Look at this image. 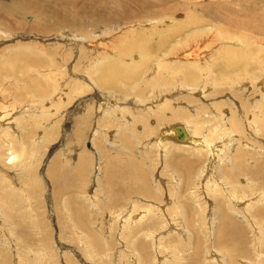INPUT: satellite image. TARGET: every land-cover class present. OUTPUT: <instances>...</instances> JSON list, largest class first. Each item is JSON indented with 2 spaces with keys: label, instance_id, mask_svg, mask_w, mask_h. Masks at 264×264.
I'll use <instances>...</instances> for the list:
<instances>
[{
  "label": "bare ground",
  "instance_id": "1",
  "mask_svg": "<svg viewBox=\"0 0 264 264\" xmlns=\"http://www.w3.org/2000/svg\"><path fill=\"white\" fill-rule=\"evenodd\" d=\"M95 1L91 8L80 7L78 9L77 3L80 2L78 0H0V26L20 30L25 28L30 17L33 19L31 21L33 24L30 27L42 34L57 32L61 25H67L69 30H72L71 33L81 32L87 39L93 36V70H100L102 76L99 87L104 89L106 94L94 91L93 98L91 97L95 117L93 125L96 126V129L93 127L95 129L93 139L89 141L93 150H84L79 153L78 158L81 162L78 163V166L82 165V167L78 171H81L82 175L88 173V169L93 163V168H95L93 169V181L95 182L93 194H99L101 191L100 188L98 189L100 186L99 177L95 174L97 169L94 167V162L96 164L97 156L98 159H101L102 156L105 162L102 168L106 169L104 175L106 185L110 187L115 179H120L115 182L116 184H126V179H129L128 183L134 182L140 188L135 185L134 187L142 191V193L133 194L123 207L113 205L110 215L106 213L107 217H112L108 220V222L110 221L108 229L114 230L112 226H115L116 230L114 231L124 240L123 245L125 246L127 243L128 248L132 249L137 242L135 238L138 229L145 228V232L142 234L145 239L149 238L151 232L155 233L152 229L139 227L143 223L146 224L145 226H160L161 229L172 227L171 220L175 221V218L170 212L165 213L170 205L160 204L162 202L161 188L158 182L155 184L151 182V178L153 180L156 175H153V167L155 168L159 163L157 161H160L165 166L173 164L177 169L176 174H172L176 187L165 186V190L170 196V203L175 207L179 201L176 199L177 192L181 190L178 170L182 171L191 165V161L186 162L187 158L199 157V168L193 175L195 181L184 187L187 189H184L183 194L182 189L179 196L184 195L191 199L202 197L205 199V203L209 202V196L219 197L220 208L217 211L222 213L221 226H223L225 234L223 232L218 241L212 240L216 221L212 216L205 218L206 226L210 228L211 238L209 246L202 250L203 255L204 252L209 254V260L207 259L205 263L234 264L232 258L235 255L228 250L224 253L221 244L227 241L228 246L233 247L231 250L235 252L240 249V245L237 247L236 245L238 242H242L243 237L246 236L245 231L255 233L253 240L256 248L253 254L256 259H261V255L264 254V249L261 248L264 239V0H247L245 5L238 4L235 0H208L206 3L193 0L177 2L175 0H128L140 8L138 11H131L126 1L119 3L117 0H106L107 5H99ZM66 4H70L72 7L71 12L65 11L64 16H60L59 13ZM195 5L199 7L201 14H196ZM75 7L77 10H73ZM179 10L185 12L184 18L174 20L172 15ZM166 24L167 26H164ZM2 27H0V32L9 29ZM89 27L91 28L89 29ZM116 30L120 31L116 32ZM166 32L168 33L166 34ZM65 34L67 35V33ZM155 34L158 38H154ZM191 38L196 40L193 47H196V50L193 49V51H196V54L199 53V57L194 54L195 52H190L189 55L193 56L192 59L178 61L179 55L175 56L177 49L182 45H189ZM207 41L215 44L210 53L212 58L206 63H200V50L204 46L202 44ZM191 44L194 45V42ZM16 56L18 59L15 60L17 61L15 64L3 63V60L0 59V63L6 64L5 67L0 65V81L4 82L1 78V75L6 73L4 71L10 73L4 77L5 80H9L12 74L22 72L23 68L28 67V71L29 66L30 68L36 66V60L30 59L32 64H25L18 68L19 55ZM27 71L24 72L28 74ZM23 75L25 74L23 73ZM37 75H40L39 71H37ZM37 75L33 71V75L25 77L28 81L24 83L26 86L20 84L18 78L12 80V83L17 86L27 87L30 90H28L29 97L30 95L32 99L33 96L36 97L33 101L28 102L27 106H23L26 108L22 110L21 116L13 117L12 125L14 123L17 126L18 124L22 127L24 125L34 131L37 126H41L44 134H49L57 119L49 121L50 117L47 120L45 113L36 112L43 110V105L47 103L46 99L50 95L47 93L52 88V84L55 88L53 92L61 91V88H58L55 81L49 82L45 73L42 74L43 76ZM177 84L178 87L183 85L187 87L188 94L193 93L192 91L196 92L205 104L197 107L192 113L193 109L191 111L178 107L171 109L169 107L171 102L167 99L163 103L155 105L152 110L147 111L141 108L142 104L150 100L149 97H158L171 89L172 86L177 87ZM144 87H148L151 93L146 92ZM205 87H207L206 92L203 93L202 90ZM23 88H19L18 93ZM2 92H5L4 88ZM22 93L21 95L24 96ZM21 95L16 97V94L15 98H20ZM58 98H60V94L57 95L56 92L54 101H57ZM101 100H105V102L102 103ZM16 101L21 102L17 99ZM190 102L195 105L199 103L192 100ZM37 103L40 104L41 109ZM15 104L17 106V103H14L11 110L17 108ZM166 108L171 109L170 115L173 121L178 123L171 122L174 124L168 126L159 123L165 114L163 109ZM12 115V112H0V157L4 158V164H9L7 166L9 170H13L11 174L17 175L18 171L14 166L15 159L26 158L31 153V149L22 148L20 152L9 149L11 144L13 147L18 146L14 137L11 136L12 134L6 129L9 127L3 124V119L6 117L10 119ZM42 117L45 123L41 121ZM96 121L99 122L100 127H97ZM49 122L52 126H48ZM80 123L81 126L77 129L78 137L83 134L82 128L85 126L86 120L81 118L78 125ZM136 126H139L140 131H136ZM178 126L185 130L187 135L185 140H179L176 137L175 128ZM109 129H112L113 135L110 136L112 137L111 143L107 144ZM25 131L27 132V129ZM4 136L7 139L4 140ZM28 137L29 141L25 140L24 145L32 140L31 136ZM143 137L145 140L142 141ZM247 139L251 142L248 143ZM6 151L9 153L6 154ZM57 156V159L60 158V155ZM258 158L262 159L259 174L253 178L243 174L242 172L250 174L255 170L253 164H257ZM58 164L55 161L49 170L54 188V190L52 188V195H55V199L64 194L65 189L68 188L72 178L70 175L77 174V171L75 174H69L68 168L63 170ZM3 180L5 178H0V189L6 186ZM46 180L48 179L46 178ZM43 189L42 183L40 181L38 183L33 175L30 176L28 183L22 185L21 189L13 185L8 186L0 193V220L2 222L10 220L9 216H4V211L16 210L18 204L12 199L14 195L26 200L27 213L31 212L33 202L39 211H42L44 209V202L41 199ZM213 201L215 202V200ZM99 202L97 196L96 200L93 197V208ZM96 212H98V207ZM204 217L205 214L202 213L200 221L203 225L205 224ZM22 223L26 224L27 222L22 221ZM10 227L12 229V226ZM171 231L169 230L166 234L170 236ZM154 235L156 236H151V240L157 242L158 234ZM247 236L249 242V233ZM183 237L186 243L180 241L181 243L187 244L192 240L191 235L186 232ZM67 238L69 237H66V240ZM97 240L99 238H93V241ZM166 240L167 237L161 239L155 248L162 247L160 245ZM99 241L103 242L102 239ZM222 241L224 242L222 243ZM142 242L145 241L142 240ZM143 243H139L137 250L145 249ZM107 251L105 249L94 252V255L107 262ZM120 251L115 249L119 255ZM125 255L129 260L128 264H139L140 257L137 259L129 253ZM173 256H175L174 251L171 253V257ZM204 257L207 256L204 255ZM175 259L171 258V262H178ZM68 262L77 264L72 259ZM238 264H244L243 260H240Z\"/></svg>",
  "mask_w": 264,
  "mask_h": 264
},
{
  "label": "rangeland",
  "instance_id": "2",
  "mask_svg": "<svg viewBox=\"0 0 264 264\" xmlns=\"http://www.w3.org/2000/svg\"><path fill=\"white\" fill-rule=\"evenodd\" d=\"M78 1H80L77 3V8L79 9L80 7L91 8L95 0L92 1L78 0ZM117 1L119 3H123V1H126L129 4V8L131 11L140 10V8L137 5H135L134 3H130L128 0H117ZM177 1L179 0H175V2ZM193 1L194 2L202 1L203 3L204 2L206 3L208 0H193ZM235 1L238 4L245 5L247 0H235ZM95 2H97L99 5H107L106 0H98ZM77 8L75 7L73 10H77ZM194 8L196 9L195 11L197 12L196 14H201L199 12L200 10L197 5H195ZM71 9L72 7H70V4H66L62 7L59 15L64 16L65 11L70 13ZM89 13H93V12H89ZM184 15L185 12L183 10H179L173 13L172 18L174 20H181L184 18ZM32 20L33 19H30L29 17V20H27L28 23H26L25 28L20 30H16L12 27L9 28V27L0 26L3 29L9 28L6 31L2 30V32H0V54H1L0 59L3 60V63L15 64V62H17L15 60L18 59L16 55H19V61L17 64L18 68H21V66L25 64H32L31 60L33 61L36 60L35 62L36 66L34 67L35 69L32 67L30 68L29 66V69L27 71L28 67L27 68L25 67L23 68L24 69L23 71L21 70L22 72H19L17 74H12L11 75L12 79L11 78H9V80L4 79L5 75L10 74L8 73V71H4L6 73H3V75H1V78L4 80V82L0 81V92H1L0 112L1 111L2 113L12 112L13 114L12 118L8 119V117H6L5 119H3L4 121L3 124L6 125V127H9L6 129L9 131L10 134H12L11 136H13L15 141L18 143L17 147H13L11 144L10 145L11 147H9V149L11 150L14 149L18 152H20L22 148L31 149V153L24 159H19V158L15 159L14 166L18 171L17 175L11 174L13 170H9V168L7 167L9 164L8 163L4 164L3 162L4 158L0 157L1 159L0 178L1 179L5 178V180L3 181L6 185L5 188L0 189V193L6 190L8 186H12V185L18 189H21L22 185L28 183L30 176L33 175L38 183L39 181L40 183H42V187L44 188L43 195L41 193V199L44 202V209L42 211H39V208L36 207L35 203L33 202V206L30 209L31 212L27 213L26 200L24 198L21 199L20 196L17 195H14L12 197L13 201H16L18 204L16 210L4 211V216L5 217L9 216L10 220L3 222L0 220V264H69L68 261L70 259L75 260L77 264H85V263L86 264H101V263L128 264L129 260L126 258L125 255L127 253H129V255H132L133 257H137V259L140 257L139 264H206L205 262H207V259L209 260V254L208 253L206 254V252H204V255L207 256L204 257V255L202 254V250L204 248H207V246H209L211 238L212 240L218 241V239L221 238V234H223L224 232L223 226H221L222 213L217 211L220 208L219 197L209 196V194L207 193V196L210 197V200L209 202L205 203V199H203L202 197L191 199L188 196L187 197L184 195L179 196L181 194L182 189H183L182 194L184 193V189H187L184 187L191 185L195 181L194 180L195 176L193 175H195L196 170L199 168V164H200L199 157L187 158L186 162L191 161L192 162L191 165L186 167L187 169H184L182 171L178 170V173L180 174L179 184L181 185V190L177 192L176 199L179 201L177 204L178 206L176 205L175 207L174 205L172 206L170 203V196L165 190V186L176 187L175 182H173L174 179L172 178L173 177L172 174H176L177 169L173 164H168L165 166L163 163L161 164L160 161H157L159 163L156 165L155 168L153 167V175L154 174L156 175H154L153 177L154 181L151 178V182L153 184H155V182H158L161 188L160 193L162 194L161 196L162 202L160 204L162 205L164 203H167L168 205H170L169 209H167L165 213L168 214L167 213L168 211L171 214H173L174 216L173 218H175V221L171 220V225H173L172 227L175 226L173 229L172 227H164L163 229H161L162 227L160 226L158 227L145 226L146 225L145 223L139 226L141 228L146 227L154 230L155 232L154 234H158L157 236L159 237V238L157 237L156 240L157 242H152L151 236H156L152 234V232L150 233L149 238L146 237L145 239L144 235H142L145 232L144 230L145 228L138 229L136 231L137 235L135 238L137 242L134 245V248L129 249L127 243L124 246L123 245L124 240H122V238L117 236V232L114 231L116 230L115 226H112L114 230L108 229L110 223V221L108 222V220L110 218L112 219V217L111 216L107 217L106 213H109L110 215V210H113L112 209L113 205L123 207V205H125L129 201V199L133 194L142 193V191L134 187L135 185L136 187L140 188V186L139 185L137 186L134 182L128 183L129 179H126L127 181L126 184L123 183L116 184L115 182L120 179L117 180L115 179V182L113 181L114 183L110 187L106 185L104 181V175L106 173V169L102 168L103 165H105L104 157L102 159V156L101 159H98L97 156V159H95L96 164L94 162V167H96L97 169L95 174L96 176L99 177L98 183L100 186L98 185L99 186L98 189L100 188L101 190L99 194H93V189H94L93 185L95 184V182L93 181V169H95L93 168V163L90 165V168L88 169V173H84L82 175V172L78 171L80 170L79 168L82 167V165L78 166V163L81 162L78 158L79 153L83 152L84 150H93V146L89 141L93 139L96 126L93 125V120L95 117L93 114V99H91V97L93 98L94 91H97L98 93H101L103 95L106 94L104 92L105 90L99 87L100 85L99 82L101 81V76H102L101 73L99 72L100 70L98 71L93 70V36L87 39L83 37V34L81 32L71 33L70 31L72 30H69V26L67 25H61L57 32L42 34L30 27V25L33 24V22H31ZM162 24L160 25L162 26ZM164 26H167V24ZM90 28L91 27H89V29ZM120 28L123 29L122 27ZM119 31L120 30H116V32ZM65 33H67V35ZM167 33L168 32H166V34ZM56 37L57 39H55ZM154 38H158L157 34H155ZM151 41L155 42L154 40ZM193 42L194 45L191 44ZM195 42L196 40H194V38H191L189 40V45L187 46L182 45L183 47L181 46V48L177 49V53L178 52L179 53L178 54L176 53L175 56L179 55L178 61L192 59L193 56L189 55L190 52H195L194 54L198 55L199 57V53L196 54V51H193V49L196 50V47L193 48L195 46ZM202 45H201L202 50H200L201 52L199 51L201 56L200 63H206L210 60V58H212V56H210V53L211 50H213L215 44L207 41V43L204 42ZM80 48H83V50H80ZM171 59L173 60V58ZM0 65L2 67H5L6 64L0 63ZM24 71L25 72L27 71L28 74L25 73ZM30 71L32 74L29 73ZM33 71L36 75H37V71H39L41 76H43L42 74L45 73L46 78L49 79L48 80L49 82L53 83V81H55L57 83L58 88H61V91L56 90L55 92H53L55 88H53L54 84H52L51 86L52 88H50L49 92L47 93L50 94L46 99L47 103L43 105V110L41 111L38 110V112H36V113L39 112L45 113L47 115L46 116L47 120H49L48 118L50 117L49 121L51 120L54 121V119H57L55 124L53 125L54 128L50 130L51 132H49V134H44V130L42 129L41 126H37L34 131V130H30L24 125H23L24 128L22 127V125L19 124L17 126L16 123L12 125L13 117L16 118L19 115L21 116L22 110L26 108L23 106L25 105L27 106L28 102H31L36 98L35 96H33L32 99L31 95L29 97V93H28L29 89H27V87L24 86L23 88L22 86H17L13 84L12 80L18 78V80H20V84L26 86V84H24L27 81L26 78H28V76L30 75H33ZM23 73L25 75L22 76ZM176 86L177 87L175 88L174 86H172L171 89H169L167 92L163 94H160L158 97H152V96L149 97V99L152 102L150 100H147L144 104L141 105V108L147 111L152 110L153 107H155V105L161 104L165 101V99H167L171 102V105H169L171 109H176L177 107L180 109L185 108V110L187 111H191L193 109L191 111L192 113L196 110L197 107H201L203 104H205L201 99L200 95H198L196 92L192 91L193 93L188 94L187 87H185L184 85L178 87V84ZM3 88L5 89L4 93L2 92ZM19 88H23V89H20L21 91L19 90L18 93ZM144 88L146 89V92L151 93L148 87H144ZM206 88L207 87H205L204 90H202L203 93L206 92ZM22 92H26V93H22ZM56 92L57 95L60 94V98H58L57 101H54ZM21 93L24 94V96L21 95ZM20 95L22 97L15 98V96L19 97ZM26 97L30 101H28ZM16 99L21 102L18 103ZM190 100L197 101L199 103L195 105L192 104ZM101 101L102 103L105 102V100H101ZM14 103H17V106L15 104L17 108L11 110L13 108ZM170 108L163 109V113L165 114L163 116V119H160L159 123H164V126L178 123L176 121H173V118L170 115V111H171ZM81 118L82 120H86V124L82 128L83 134L80 137H78L77 129L78 127L81 126V123L78 125V121H81ZM41 121L45 123L43 117L41 118ZM95 123L97 124V127H100L99 122L96 121ZM48 126H52L50 122L48 123ZM26 129L27 132L25 131ZM109 130L106 139L107 144L111 143L112 137L110 136L113 135L112 129L110 131ZM136 131L137 132L140 131L139 126H136ZM53 132L54 134H52ZM6 136L3 137L4 140L7 139ZM28 136H31L32 140L26 143V145H24L23 143L25 142V140L29 141ZM195 136L200 137L199 135H195ZM257 138L260 137L257 136ZM108 139L110 140L108 141ZM143 140H145L144 137L142 138V141ZM7 141L9 142V140ZM247 142L250 143L251 141L247 139ZM7 153L9 152L6 151V154ZM56 154L58 156L60 155L59 156L60 158L57 159ZM65 154H67L68 156ZM53 157H55L56 159L55 158L53 159ZM55 161L59 163L58 164L59 167L63 168V170H67L68 168V170L70 171L69 174L72 173L75 174V172L77 171V174H75V176L70 175L72 177V178L70 177L71 183H69V186L68 188L65 189L64 194H61V196L58 199H55L54 194L52 195L53 184L50 180L51 175L49 173L51 164H54ZM253 165L255 170L252 173L250 174H247V172H242V173L249 175L252 178L257 174H259L260 168L262 166V159L258 158L257 164L256 165L253 164ZM36 172H38L39 174ZM2 174L3 176H1ZM11 178L13 179V181ZM46 178L48 180H46ZM106 186L108 187V189ZM47 189H49L48 192ZM98 189H97V193H98ZM45 194L47 197L46 200H45L46 198ZM157 195L159 194L157 193ZM96 196L99 198L100 202L97 204V206L94 205L93 208V197L96 200ZM211 197L212 199L214 198L213 200H215V202L211 199ZM27 206H29V203H27ZM47 206L48 208H46ZM97 207H98V212H96ZM202 213L205 214L204 225L201 224L200 221ZM210 216L214 217L216 221L215 224L216 229L213 230L214 234L211 238L209 235L210 228L206 226V219ZM22 221H25L27 223L26 224L22 223ZM10 226H12V229ZM186 227L188 231L186 230ZM169 230H172L169 233L170 236L166 234L169 232ZM185 232L190 234L192 238V240L190 242H187V244H185L186 241L184 240L183 237ZM245 232H246V236L243 237L242 242H238V244L236 245V247L240 245V249H237L234 252L233 250H231L233 247H229L227 241L226 242L222 241V243L223 242L224 243L221 244V246H223L225 251L223 252L226 253V251L228 250L229 252L231 251L233 255H235L232 258L234 264H238L240 260H243L244 264H258V262H260V264H264V254L261 255V259L260 258L256 259V257H254L255 255L253 254V251L256 248L253 240L255 239V233L248 232L250 238L248 242V236H247L248 233L247 231ZM47 233L48 235H46ZM161 235H165V236L160 237ZM66 237L69 238H67L66 240ZM94 237L99 238V240L102 239L103 245L102 243H100L99 240L93 241ZM166 237L167 240L160 245L162 247L156 249L155 245L161 239ZM142 240H144L145 242L143 243ZM180 241H183L185 243H181ZM140 242L144 244L145 251L137 250V247L139 246ZM100 245L101 247H99ZM66 247L67 249H65ZM261 248L264 249V239ZM105 249L108 250L107 251L108 257H106L107 262L105 260H102V258L101 259H99V257L96 258L94 255V252H98V251L100 252L101 250H105ZM115 249L121 250L120 251L121 254L120 255L117 254L115 252ZM172 251L175 252V256L173 257H171ZM224 253L223 255H225ZM115 255L116 256L119 255V256L116 257ZM171 258H176L175 260H178V262L176 263L171 262L172 261Z\"/></svg>",
  "mask_w": 264,
  "mask_h": 264
},
{
  "label": "water",
  "instance_id": "3",
  "mask_svg": "<svg viewBox=\"0 0 264 264\" xmlns=\"http://www.w3.org/2000/svg\"><path fill=\"white\" fill-rule=\"evenodd\" d=\"M175 132H176V137L179 140H185L186 139L187 135H186V132L183 129V127H181V126L176 127Z\"/></svg>",
  "mask_w": 264,
  "mask_h": 264
}]
</instances>
